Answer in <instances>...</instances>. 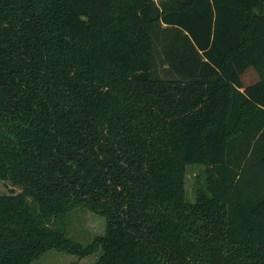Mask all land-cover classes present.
Wrapping results in <instances>:
<instances>
[{
	"label": "trees",
	"instance_id": "1",
	"mask_svg": "<svg viewBox=\"0 0 264 264\" xmlns=\"http://www.w3.org/2000/svg\"><path fill=\"white\" fill-rule=\"evenodd\" d=\"M0 180V264H264V0H0Z\"/></svg>",
	"mask_w": 264,
	"mask_h": 264
},
{
	"label": "rangeland",
	"instance_id": "2",
	"mask_svg": "<svg viewBox=\"0 0 264 264\" xmlns=\"http://www.w3.org/2000/svg\"><path fill=\"white\" fill-rule=\"evenodd\" d=\"M205 165H187L185 168V191L188 199H193L195 188L198 185H204L207 178ZM11 184L8 181L0 180V193L9 191ZM16 190V189H14ZM190 197V198H189ZM76 235L73 236L82 241H89L94 235L102 231L103 217L94 213H85V211H76L72 215ZM68 235H71L68 233ZM96 254H91L82 258L76 255L59 250H48L31 260L28 264H67L73 260H79L81 263L88 264L95 260Z\"/></svg>",
	"mask_w": 264,
	"mask_h": 264
}]
</instances>
